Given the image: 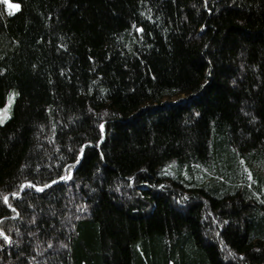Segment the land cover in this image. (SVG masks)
Here are the masks:
<instances>
[{
    "label": "trees",
    "instance_id": "trees-1",
    "mask_svg": "<svg viewBox=\"0 0 264 264\" xmlns=\"http://www.w3.org/2000/svg\"><path fill=\"white\" fill-rule=\"evenodd\" d=\"M11 2L0 264H264V0Z\"/></svg>",
    "mask_w": 264,
    "mask_h": 264
},
{
    "label": "snow or ice",
    "instance_id": "snow-or-ice-1",
    "mask_svg": "<svg viewBox=\"0 0 264 264\" xmlns=\"http://www.w3.org/2000/svg\"><path fill=\"white\" fill-rule=\"evenodd\" d=\"M205 2V5L207 4V0H204ZM14 7L16 8H19V5H14ZM149 19H151V17H149ZM144 31L143 28H137V32L138 33H142ZM209 75H211V72H209ZM15 95H18L17 93H13V98ZM0 111H4V110H0ZM247 115V113H246ZM0 123H3V118H0ZM99 131H100V138L97 140V145L99 143H101L103 141V134L105 132V125L104 123H100L99 124ZM88 147V145H82L79 149L78 152H75L73 154V161H74V164H70L68 165L65 169H64V175H61L59 177V180L61 181H68L71 179V170L72 168L75 166V164H79L80 163V160L84 157V153H85V148ZM100 158L103 159L104 156H103V153H100ZM245 172L247 173V180L248 181H253V177H252V173L251 172H248L247 169H245ZM129 180H132L131 177H129ZM59 181L57 180H53L52 183L53 184H56L58 183ZM51 185L50 184H47L45 183L43 186H38L36 185L35 183H32V182H28L26 184H22L20 186V191H23L25 188H30V189H35L36 191H44L45 188L47 187H50ZM249 187H251V184L248 185ZM163 187V186H161ZM118 190V189H117ZM11 196L13 198H20V194L19 192H13L11 193ZM3 199V203L13 212V213H16L17 216H19V212L17 211V208L14 207L10 202H9V196L8 195H4L2 197ZM185 199H187V197H185ZM261 203H264V201H261ZM225 223H227V221H225ZM0 238L3 239V241L9 245H11L13 243L12 239L10 238L9 235H7L5 233V231L3 229H0ZM240 259H244V257H240Z\"/></svg>",
    "mask_w": 264,
    "mask_h": 264
},
{
    "label": "rangeland",
    "instance_id": "rangeland-1",
    "mask_svg": "<svg viewBox=\"0 0 264 264\" xmlns=\"http://www.w3.org/2000/svg\"><path fill=\"white\" fill-rule=\"evenodd\" d=\"M1 1L5 4L7 12L11 15L16 14L20 10V7L19 8L14 7V5H17V4L12 3L11 0H1ZM185 100H186V97L182 96V97H179L177 99L172 100L170 102V104L182 102ZM13 105H14V98L12 97L8 100L7 105H6V111L8 113V117H10V115H11ZM6 111H0V118H3V119L6 118ZM8 117H7V119H8ZM192 256L198 264L201 262L198 254L192 253Z\"/></svg>",
    "mask_w": 264,
    "mask_h": 264
}]
</instances>
